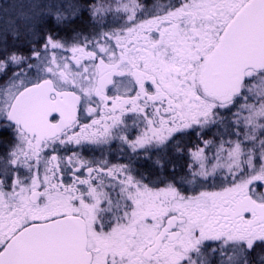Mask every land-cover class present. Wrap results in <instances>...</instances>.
Returning <instances> with one entry per match:
<instances>
[{
  "label": "snow or ice",
  "instance_id": "snow-or-ice-1",
  "mask_svg": "<svg viewBox=\"0 0 264 264\" xmlns=\"http://www.w3.org/2000/svg\"><path fill=\"white\" fill-rule=\"evenodd\" d=\"M0 264H264V0H0Z\"/></svg>",
  "mask_w": 264,
  "mask_h": 264
},
{
  "label": "flooded vegetation",
  "instance_id": "flooded-vegetation-1",
  "mask_svg": "<svg viewBox=\"0 0 264 264\" xmlns=\"http://www.w3.org/2000/svg\"><path fill=\"white\" fill-rule=\"evenodd\" d=\"M148 2H151V0H148ZM160 2L167 3V2H169V0H160ZM82 122L83 123H88L89 121L88 120H82ZM213 132H215V129H213ZM211 138H212V134L211 133H209L208 135H206L204 137V139H211ZM224 139H228V137L225 136ZM184 142L186 144H188L189 147H193V146H195L198 143V141L196 139V136L194 134L192 136H190V137H185L184 138ZM218 142H219V140L217 138V143ZM72 147L73 146H69V149H70L69 152H67V153H61V154L62 155H70L71 154ZM212 152L214 153L215 152V149H212ZM82 155H83V157L85 159H93L94 158V159L100 160V159L107 158L108 161H109V165L110 166L112 164H119V163H122L123 162L120 159V153H119V151L116 150L115 145L112 146L111 154L110 155H108L106 153L105 156H102L99 149H97L96 151H92V150L87 149V148L82 152ZM185 160H186V157L184 159H181L179 162L180 163H185ZM84 175L86 176L87 173L85 172Z\"/></svg>",
  "mask_w": 264,
  "mask_h": 264
}]
</instances>
